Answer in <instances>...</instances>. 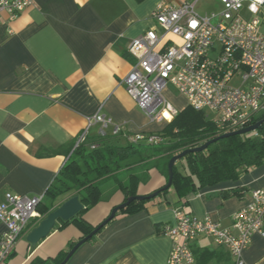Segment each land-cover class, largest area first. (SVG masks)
I'll return each instance as SVG.
<instances>
[{
  "label": "crops",
  "instance_id": "1",
  "mask_svg": "<svg viewBox=\"0 0 264 264\" xmlns=\"http://www.w3.org/2000/svg\"><path fill=\"white\" fill-rule=\"evenodd\" d=\"M162 2L176 0H32V5L11 22L0 24V203L5 194L43 197L55 183L87 125L98 113L120 126L121 133L106 137L127 143L136 134H158L167 124L152 123L127 94L121 82L134 59L130 43L154 28L151 18ZM264 35V8L260 12ZM245 17H249L245 13ZM169 88L165 97L186 101ZM177 93V92H176ZM184 99V100H183ZM186 105L180 112L185 110ZM99 126L88 140L97 139ZM108 140V141H109ZM168 157L156 158L117 174L101 188L100 203L83 215L98 227L113 209L126 202L121 185L131 176L142 181L138 196H148L167 184ZM264 188V165L237 181L204 188L180 197L174 188L148 201L136 213L117 215L93 242L83 245L68 264H167L174 239L163 227L175 221L176 210L193 216L213 217L224 227L232 225L236 212ZM47 202L51 212L72 198ZM41 214L42 220L45 219ZM33 222L22 235L8 264H57L70 244L84 238L73 224L61 223L46 240L32 249L26 241L41 222ZM6 229L0 224V235ZM195 264H235L229 251L207 236L192 244ZM246 264H264V238L255 235L245 253ZM8 261V260H7ZM6 261V262H7Z\"/></svg>",
  "mask_w": 264,
  "mask_h": 264
},
{
  "label": "built area",
  "instance_id": "2",
  "mask_svg": "<svg viewBox=\"0 0 264 264\" xmlns=\"http://www.w3.org/2000/svg\"><path fill=\"white\" fill-rule=\"evenodd\" d=\"M176 1L158 4L151 15L154 28L130 43L134 64L121 82L127 94L150 122L170 124L180 113L165 97L172 88L189 107L210 116L219 136L264 120V0H215L219 9L204 15L197 9L203 0ZM31 5L32 0H0V24L5 14L15 22ZM94 126L100 127L99 138L121 133L120 126L98 113L87 118L75 149L88 142ZM164 141L158 134L127 138L132 145ZM42 198L5 194L0 203V224L6 229L0 235V264L10 260L29 225L42 220L37 210ZM232 221L224 227L209 215L199 218L176 210L175 221L162 229L174 239L167 264H195L192 244L202 236L226 248L235 264H246L252 238H264V188L253 191L251 202Z\"/></svg>",
  "mask_w": 264,
  "mask_h": 264
},
{
  "label": "trees",
  "instance_id": "3",
  "mask_svg": "<svg viewBox=\"0 0 264 264\" xmlns=\"http://www.w3.org/2000/svg\"><path fill=\"white\" fill-rule=\"evenodd\" d=\"M256 134L257 136L249 134L220 139L203 152L187 155L174 167L172 188L183 198L204 188L237 181L250 170L263 166L264 126ZM158 135L165 140L160 145L146 143L132 145L128 142L122 144L109 139L108 141L107 138L88 140L86 144L74 150L55 183L43 196L37 210L47 217L51 213V208L47 207L48 201L54 202L67 195L78 196L84 210L72 221L60 223L62 227L75 225L85 238L97 227L86 223L83 215L100 203L101 188L107 181L117 180L118 173L130 171L156 158L168 157L170 162L174 156L186 150L201 147L220 137L210 116L204 112H197L189 106L180 112L173 122L167 124V127ZM93 145H97L98 148L92 150ZM166 177L168 183V169ZM142 184L139 177L131 176L128 185H121L126 201L129 197L138 196L137 189ZM167 193L168 191L163 194ZM146 202L148 201L134 202L118 214L139 212ZM95 237L88 243L93 242ZM75 245L76 243L72 242L70 250ZM66 256L67 253H62L56 260L57 264H61ZM31 264L43 263L35 260Z\"/></svg>",
  "mask_w": 264,
  "mask_h": 264
},
{
  "label": "water",
  "instance_id": "4",
  "mask_svg": "<svg viewBox=\"0 0 264 264\" xmlns=\"http://www.w3.org/2000/svg\"><path fill=\"white\" fill-rule=\"evenodd\" d=\"M264 126V120H261L254 126H251L247 129L240 130L238 132L222 135L205 145L195 148L186 150L179 155L174 156L168 165V174H169V180L165 187L162 189L148 195V196H135V197H129L127 201L114 208L111 215L102 223L100 224L90 235L83 238L81 241L76 243V245L70 250V252L67 254L65 260L61 264H68V262L72 259V257L76 254V252L86 243H88L91 239H93L95 236L99 234V232L105 228L111 221H113L117 214L131 206L134 202H145V201H152L157 199L160 195L163 193L169 191L173 186V180H174V167L176 166L177 162L181 161L183 158H185L187 155L195 154L199 152H203L208 147L220 139H228L232 137L237 136H245L249 135L253 132L258 131ZM84 210V206L80 201V198L78 196H74L64 202L59 208L53 210L45 219H43L41 222H39L38 226L29 234H27L26 241L30 244L32 249L37 248L39 243L43 240H46L49 235H51L52 231L57 226V223L64 222L68 223L72 221L74 218L80 215V213Z\"/></svg>",
  "mask_w": 264,
  "mask_h": 264
},
{
  "label": "rangeland",
  "instance_id": "5",
  "mask_svg": "<svg viewBox=\"0 0 264 264\" xmlns=\"http://www.w3.org/2000/svg\"><path fill=\"white\" fill-rule=\"evenodd\" d=\"M198 11L201 13V14H206V13H211V12H214L216 10L219 9V6L217 5V3L215 2V0H203L199 6H198ZM172 91V90H171ZM175 96H178L180 97L181 95H179L178 93H176V91H172ZM166 94V93H165ZM181 98H184L183 96H181ZM185 99V98H184ZM183 99V100H184ZM186 100V99H185ZM186 105L188 106V103H187V100L186 101H175V108L180 112L183 108L186 107ZM209 114V113H208ZM214 118V117H213ZM180 166V165H179ZM12 258V257H11ZM10 258V260H11ZM8 260L5 264H8L9 261Z\"/></svg>",
  "mask_w": 264,
  "mask_h": 264
},
{
  "label": "snow or ice",
  "instance_id": "6",
  "mask_svg": "<svg viewBox=\"0 0 264 264\" xmlns=\"http://www.w3.org/2000/svg\"><path fill=\"white\" fill-rule=\"evenodd\" d=\"M193 26H195V25L193 24Z\"/></svg>",
  "mask_w": 264,
  "mask_h": 264
}]
</instances>
